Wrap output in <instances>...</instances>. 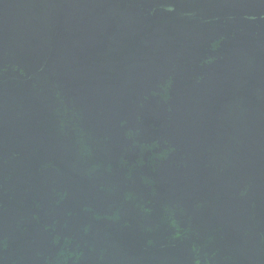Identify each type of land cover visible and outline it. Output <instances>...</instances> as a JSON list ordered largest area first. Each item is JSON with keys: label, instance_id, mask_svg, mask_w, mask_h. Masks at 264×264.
Returning a JSON list of instances; mask_svg holds the SVG:
<instances>
[{"label": "water", "instance_id": "1", "mask_svg": "<svg viewBox=\"0 0 264 264\" xmlns=\"http://www.w3.org/2000/svg\"><path fill=\"white\" fill-rule=\"evenodd\" d=\"M0 264H264V0H0Z\"/></svg>", "mask_w": 264, "mask_h": 264}]
</instances>
